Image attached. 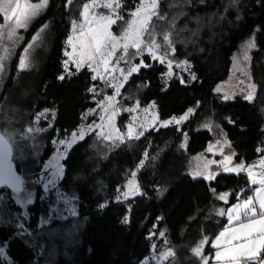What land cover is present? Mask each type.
Segmentation results:
<instances>
[{
  "label": "trees",
  "instance_id": "obj_1",
  "mask_svg": "<svg viewBox=\"0 0 264 264\" xmlns=\"http://www.w3.org/2000/svg\"><path fill=\"white\" fill-rule=\"evenodd\" d=\"M87 1L73 0L66 7L67 0H49L45 12L25 32L23 46H18L8 67L0 93L1 109L10 105L9 97L18 100V106L26 109L23 115L29 124L36 112L55 111L54 119L49 111L47 120L40 122L44 145L38 151L39 164L32 168L34 172L49 157L51 141L75 130L85 121L82 116L101 98V83L91 79L87 68L77 72L71 67L70 75L62 68L70 22L79 18ZM138 2L122 0L125 19ZM158 11L167 17L153 19L158 33L175 24L171 29L175 55L170 58L174 62L188 60L189 74L195 73L197 79L184 75L182 84L174 75L164 82L166 68L144 55L143 61L151 67L133 74L123 85L120 97L126 96L123 103L127 105L133 101L140 106L154 102L162 120L180 117L190 108L194 113L179 126L149 129L139 139L114 145L90 133L74 144L62 161L63 176L57 184V191L70 199L73 215L62 216L53 191L47 198H41L38 192L27 209L24 230L17 227L20 209L9 198V191L2 190L5 219L0 226V247L13 264H143L144 260L157 264L153 257L164 249H171L174 256L160 264H201L192 249L204 236L210 245L227 224L223 219L213 231L208 230L222 206L218 196L230 192L228 203H232L237 196L250 194L246 175L220 172L211 181L194 179L182 172L175 153L184 138L185 154L204 151L214 138L215 126L228 139L236 162L250 164L264 155V0H160ZM119 24L113 26L117 34ZM44 25L47 28L30 50V66L19 69L20 49ZM253 36L256 46L248 53V71L256 85L254 99H223L216 88L227 81L235 53ZM60 75L65 78L58 79ZM93 86L98 95L89 91ZM126 118L125 114L118 117L120 130ZM207 122L206 129L199 128ZM145 151L148 159L137 171ZM132 171H137L144 195L113 200ZM151 233L155 235L149 239ZM203 251L205 255L212 253L208 245Z\"/></svg>",
  "mask_w": 264,
  "mask_h": 264
},
{
  "label": "snow or ice",
  "instance_id": "obj_2",
  "mask_svg": "<svg viewBox=\"0 0 264 264\" xmlns=\"http://www.w3.org/2000/svg\"><path fill=\"white\" fill-rule=\"evenodd\" d=\"M233 2L235 3V0ZM48 3L49 0H38L36 3L31 2V0H0V14H3L4 20V23H0V41L7 40L14 47L22 39L17 34L18 30L27 29L31 20L46 9ZM72 3L73 0H67L66 7ZM159 5L160 0H139L134 10L127 11L128 19H125V13L121 11L123 8L122 0H90V2L83 4L82 12L80 13L81 19L70 22L71 35L67 37L65 43L71 48V52L67 50L64 52V55L69 57L68 60L63 61L64 71L69 75L71 74L69 64L74 65L77 72L84 66H87L94 73L91 79L94 81L100 79L104 82L105 86L114 88L115 95L107 96L99 102V107L103 113L99 116V124L95 122L88 126L81 124L79 134L73 132L71 133L70 140L61 139L58 142L53 141V143L65 145L66 149H70L72 144L77 140L84 139L86 132L96 131L97 136L115 145L117 141L123 143L125 137L127 139H139L148 130L145 125L141 124L140 127L143 128V131L137 132L134 130L132 123H129L127 132L123 133L116 128L114 117L118 113L116 96L120 94V88L123 86V83L127 82L133 73L139 72L140 68L151 67L143 59L140 60L139 64L132 63L136 57H142L147 53L153 61H159V63L166 65L169 77L173 75L171 70L174 61L170 56L175 55V46L171 29L175 28V24L171 23L167 31L157 32L158 25L157 23H153V19L155 18L157 21L167 19V17L160 15L158 11ZM98 9H105L106 13L99 12ZM118 22H120L119 34L112 30V26L117 25ZM45 28H47V25H44L37 31L32 41L24 49V54L19 59V69H25L30 66L28 59L30 50L33 49V46L41 38V33H43ZM255 46V38L253 36L248 39L244 46L242 53L244 61L250 60L248 51ZM161 48L164 49L163 52L160 51ZM118 52L120 54L117 56ZM0 53H3L0 55V74H3L5 72V61L10 58L11 52L8 47L0 45ZM113 60H115L114 64ZM121 61L125 64L126 70L125 68H119ZM175 64L176 67L184 71L191 69V64L188 60L176 61ZM239 70L248 75L245 69L241 68ZM117 71H119L123 79L118 83H113V80L116 78L110 74ZM190 77L193 81L197 79L195 73H190ZM64 78V75L58 77L60 80ZM179 79L182 84L185 83L182 76ZM247 88L248 91L244 98L252 101L256 93V85L249 83ZM89 91L94 95L99 94L95 86L90 87ZM216 91L220 92L222 88L218 87ZM230 98L228 94H225L224 99ZM149 107L154 108L155 103L153 102ZM125 110L131 112L136 109ZM148 110V108L143 109L145 113ZM49 111L52 112L54 119L55 111L45 109L35 115V123L38 125L42 118L47 119ZM194 111V109L190 108L180 117L172 116L168 120L159 121V127L179 126ZM88 114L86 112L82 116V119H86ZM105 116H107V119H105ZM156 121H158V116L153 117L150 126L155 128ZM229 122L232 123L231 120ZM43 130L39 127H29L27 132L33 133ZM113 130L115 131V135H113ZM177 130L179 131V127H177ZM183 135L186 137L187 133H183ZM217 144L230 146L226 138L223 142L217 141ZM14 148L15 142L13 136L8 132L0 131V188L11 189L17 194L18 200L24 204H31L33 202L31 192L26 193L25 198H21L20 196L21 193H25V181L17 174L14 168ZM213 148L214 145H210L208 151L212 152ZM57 151L59 152V149ZM220 154L223 156L221 161H206L202 166V170L198 167L192 173L193 178L203 177L205 180H214L219 173L212 172L209 168L211 164H218L225 173H235L238 175L246 171L250 184L259 186L248 190L254 192V196L246 195L243 198L237 196V202L231 205L227 211L223 208L218 210L217 215L222 217L227 216V225L223 227V230L219 231L210 245L209 238L204 236L198 245L192 249L193 255L200 260L201 264H209L210 260L214 264H264V158L249 165H246L244 162L233 165L234 153L225 156L221 148ZM62 155L63 153H60L54 161H50L47 165L48 168H54L55 171L52 172L51 176L45 177L47 180L45 184L46 189L49 186L54 187L57 180L62 177L63 168L59 163ZM147 159L148 153L145 151L137 171L139 168H143L144 162ZM257 163L260 171L254 174L253 169L257 167ZM137 171L131 172V178L125 185L127 191L122 192L121 196L117 197L118 201L121 199L127 200L137 195H144L136 180ZM213 192H215V189H213ZM228 195L227 193L220 194L218 199L227 203ZM124 222H128L127 216ZM152 235H155V233H151L149 239ZM159 235L164 237L163 232L159 233ZM206 245L210 246L214 252L205 255L203 249ZM155 247L154 244L151 245L153 250H155ZM2 254L3 250L0 248V255ZM170 256H174V252L171 249H164L159 253L158 257H153V259L157 261V264H160L161 261L167 260ZM143 264H150V262L149 260H144Z\"/></svg>",
  "mask_w": 264,
  "mask_h": 264
},
{
  "label": "rangeland",
  "instance_id": "obj_3",
  "mask_svg": "<svg viewBox=\"0 0 264 264\" xmlns=\"http://www.w3.org/2000/svg\"><path fill=\"white\" fill-rule=\"evenodd\" d=\"M31 2L36 3V2H38V0H31ZM87 2H90V0H88ZM45 10L46 9H44L39 15H37L34 19L31 20V22L29 23L27 29H19L18 30L17 34H18L19 37H22V39H20L19 42L17 44H15L14 47L11 45V42H9L7 40L0 41V45H2L3 47H8L10 49V52H11L10 58L5 61V72L3 74H0V93L2 91V87L4 85L5 78L7 76L8 67L10 65L11 60L13 59V57L15 55V51L19 49L18 46H23L22 44H23V41H24V38H25V32L29 29L30 25L39 16H41L45 12ZM98 11L106 13L105 9H98ZM81 12H82V8L80 10V13ZM80 19H81V16H79L77 21H79ZM0 23H4L3 14H0ZM113 26H115V25H113ZM113 26H112V30H113ZM69 35H71V30H70ZM244 46H245V44L240 47V49H239V51L237 53H235V55H234V57L236 58L235 60H234V57H233L232 70H231V74H230L229 78L227 79V81H225L224 83H222V84H220L218 86V87L222 88V91H220V92L216 91V93L218 95H220L223 99H224L225 94H228L231 98L238 96V97H241V98L245 99L244 97H245V95L247 94V91H248L247 85L249 83H252L251 79H249L250 75H249V71H248V61H244L243 58H242V53H243V50H244ZM24 49L22 51L20 49L21 52L19 51V53H21V56L24 54ZM65 50H67L68 52H71V48L69 46H67L66 43L64 45V50H63V60H62V68H63V70H64L63 61L69 59L68 56L64 55ZM160 51L163 52L164 49L161 48ZM249 51H248V53H249ZM2 54L3 53H0V55H2ZM119 54L120 53L118 52L117 56ZM144 55L149 56L147 53H145ZM21 56H20V58H21ZM143 56L142 57H136L132 61V63L139 64L140 60L143 59ZM150 60H152L151 57H150ZM156 62L159 63V61H156ZM114 63H115V60H113V64ZM162 65L166 68L165 64H162ZM71 67L74 70H76L74 65L69 64V68H71ZM110 67H111V65H110ZM83 68H87L88 69L87 66H84ZM119 68H125V70H126V66L123 63V61H121L120 65H119ZM241 68L245 69V71L248 73V75H245L242 71H240L239 69H241ZM171 71H172L173 75L171 77H169L167 75L168 69L166 68V73L164 74V77H163L164 82H167L174 75H178V77H181V76L183 77L184 75L190 77L189 76L190 75L189 71H184L183 69L176 67L175 62L173 64V68H172ZM133 74H135V73H133ZM91 75H94V73L91 72ZM110 75H112L113 77L116 78L115 80H113V83H118L120 80L123 79V77L120 76L119 71H117L115 73H111ZM95 81L101 83V90H100L101 98L98 101L96 107L94 109H92L91 112L90 111L87 112V113H89L87 115V118L85 119V121H83L81 123V124H83L85 126L91 125V124H93V122H95L96 124L100 123L99 116L101 114H103V113L101 112V109L99 107V102H101L107 96L115 95L114 88H112L110 86H105L104 82L101 81L100 79H97ZM241 81H243V83H241ZM125 83H123V85ZM122 87L120 88V94L118 96H116V101H117L116 107L118 108V113L114 117V122H115V126H116L117 129H119L118 117L120 115H122V114L127 115V118H126V120L123 123V129L122 130L119 129L123 133L127 132V126H128L129 123H132L134 130L137 131V132L143 131V128L140 127L141 124L145 125V127H147L148 130L149 129H156V128H164V127H159V121L168 120L171 117H169L167 119H163V120L158 117V121H156V127L155 128L151 127L150 125H151V123L153 121V117L154 116H158L156 108L155 107L154 108L149 107L150 105H152V103L148 104L147 106H140L139 103H138V107H137V101H133V102H131V104H128V105L124 104L123 103V101H124L123 99L126 96L120 97L121 96ZM8 102H9L10 105L6 104L5 106H3L2 109L0 107V125H1L0 127H1V131L8 132L14 138L15 148H14V152H13V161L19 167L18 171L20 173V176L25 181V185H24L25 193H21L20 194L21 198H25L26 193L31 192L32 193V201L34 202L35 197H36L38 192L40 193L41 198H47L49 196V194L53 191V194L55 196H58L57 197L58 198L57 204L62 209L61 210L62 216L66 217L68 214H70V215L72 214L73 215L74 212L72 210V205H71V203L69 201L70 199L68 197H65V196L63 197L60 194V192L57 191L58 190L57 189V184H58L59 180L62 177L57 180L56 185L54 187L53 186H49L47 189L45 188V184L47 183V180L45 179V177L51 176L52 172L55 171L54 168H48L47 165H48V163L50 161H54L55 158L58 155H60V153H63V155L61 156V159L59 160V163H60V165L62 166V168L64 170L62 161L66 157V155H67V153L69 151V149H66L65 145H60L58 143H53V141H57L58 142L61 139H69L70 140L71 133L76 132L77 134H79L81 124L75 130H73L68 136H65V137L59 138V139L55 138V139H53L51 141V153H50L49 157L47 159H45L40 164V167L38 168V171L34 172V171H32V168L33 167L34 168L38 167V164H39V161H37L38 160V156H39L38 151H40V149L43 148L44 142H43V140L41 138L42 131L28 133L27 129L29 127H34V128L35 127H39L40 128V122L45 121L47 119L42 118L39 121L38 125L35 123V121H34L35 115L40 113L41 111H43V110H40V111L36 112L33 115V118H32V121H31L32 124H29V121L26 119L25 115H23V111H26V109L25 108L21 109L20 108L21 106H18V104H17L18 100L13 99L12 97H9L8 98ZM23 104H25V101L22 102V106H23ZM14 108H16V110H14ZM132 108H135L136 110L135 111H131V112L125 110V109H132ZM144 108H148L149 109L147 113H145L143 111ZM109 111H111V110H109ZM7 112L9 114H7ZM88 118L93 119L92 122L88 123L86 121ZM105 119H107V116H105ZM208 124H209L208 122L207 123H202L199 126V128L200 129H206L208 127ZM97 131H99V130H97ZM213 131L215 133L213 140L207 145L205 150L202 151L201 153H198V154H195V155H187V154H185V152H184L185 145H186V139L185 138L182 139L181 143L177 146L176 153H175L176 157H177V164H178V166H180V169L182 170V172L188 174L191 178H193L192 173L194 171H196L198 169V167H200V170H202V166H203V164L206 161H213V160L217 161V162L221 161L223 159V156L220 154L221 148H222V151H223V155H225V156L234 153L230 143H229L230 146H228V145H223L222 146V144H217V141L223 142V140L226 138L224 133L222 132L221 128L214 126L213 127ZM90 133H95L97 135V132L93 131V132H86L85 136H87ZM113 135H115V131L114 130H113ZM99 138H101V137H99ZM101 139H103V138H101ZM126 139H127V137H125V140ZM79 141H81V140H77L75 143L72 144V146L74 144H76L77 142H79ZM227 141H228V139H227ZM108 142H110V141H108ZM210 145H214V148H213L212 152L208 151V147ZM57 149H59V152L57 151ZM234 157H235V155H234ZM261 158H264V155L259 157L254 162H258ZM236 163H238V162H236L233 159L232 164L234 165ZM246 165H249V164H246ZM209 170L212 171V172L225 173V172H223L222 167L218 166V164H211ZM253 171H254V174L258 173L260 171L258 163H257V167L254 168ZM241 173L246 175L247 182H248L247 186L249 188H255V187L259 186V185H251L250 184V180H249V178L247 176V172L246 171L245 172H241ZM227 174H235V173H227ZM62 176H63V174H62ZM130 178H131V173L126 178V180L124 181L123 185L120 186L116 190V192L114 194V197H113V200L118 201L117 197H120L122 192L127 191V188L125 187V185L127 184L128 180ZM199 178H203V177H196L194 179H199ZM136 180H137V178H136ZM37 189H40V191L37 190ZM227 194H229L228 198H227V203L225 201L220 200L222 202V206L220 207V209L223 208V209H225V211H227V209L231 205H233L234 203L237 202V200H236L235 202L228 203L230 198H231V194H230V192L227 193ZM248 195H253L254 196L255 193L250 191V194H248ZM9 198L20 209L19 221H18V226L17 227H21L22 226L21 228L25 230L26 225H25L24 222L27 220V209L33 202L31 204L22 203L20 200L17 199V194L14 193V192H9ZM121 200H124V199H121ZM121 200H119V201H121ZM223 219H225V221L228 222L227 221V216H223V217L222 216H217L216 219H213L211 224H210V226H209V229H208L209 232L213 231L217 224H221ZM41 223L45 224L46 221L45 222L42 221ZM2 250H3V248H2ZM0 257L2 259V260H0L1 264H13L5 256L4 251H3V254L0 255Z\"/></svg>",
  "mask_w": 264,
  "mask_h": 264
},
{
  "label": "built area",
  "instance_id": "obj_4",
  "mask_svg": "<svg viewBox=\"0 0 264 264\" xmlns=\"http://www.w3.org/2000/svg\"><path fill=\"white\" fill-rule=\"evenodd\" d=\"M5 219V209H4V196L0 192V226L4 224Z\"/></svg>",
  "mask_w": 264,
  "mask_h": 264
},
{
  "label": "water",
  "instance_id": "obj_5",
  "mask_svg": "<svg viewBox=\"0 0 264 264\" xmlns=\"http://www.w3.org/2000/svg\"><path fill=\"white\" fill-rule=\"evenodd\" d=\"M0 131H1V127H0ZM13 165H14V168H15L17 174L20 175V173L18 172V170H17V166H16V164L14 163V161H13ZM2 190H6V191H9V192H13L11 189H8V188H0V192H1Z\"/></svg>",
  "mask_w": 264,
  "mask_h": 264
},
{
  "label": "crops",
  "instance_id": "obj_6",
  "mask_svg": "<svg viewBox=\"0 0 264 264\" xmlns=\"http://www.w3.org/2000/svg\"><path fill=\"white\" fill-rule=\"evenodd\" d=\"M228 223V222H227ZM227 225V224H226ZM224 227V226H223ZM223 227L219 230V231H221V230H223ZM219 231H218V233H219ZM218 233L216 234V235H218ZM212 252H214V250L212 249ZM209 264H214V262L212 261V260H210L209 261Z\"/></svg>",
  "mask_w": 264,
  "mask_h": 264
},
{
  "label": "flooded vegetation",
  "instance_id": "obj_7",
  "mask_svg": "<svg viewBox=\"0 0 264 264\" xmlns=\"http://www.w3.org/2000/svg\"><path fill=\"white\" fill-rule=\"evenodd\" d=\"M31 41H32V40H31ZM31 41H30V42H31Z\"/></svg>",
  "mask_w": 264,
  "mask_h": 264
}]
</instances>
